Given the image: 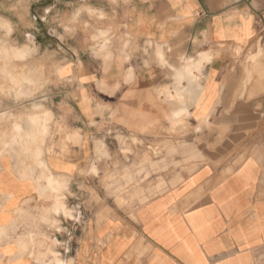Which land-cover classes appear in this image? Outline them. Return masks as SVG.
<instances>
[{
    "label": "crops",
    "instance_id": "1",
    "mask_svg": "<svg viewBox=\"0 0 264 264\" xmlns=\"http://www.w3.org/2000/svg\"><path fill=\"white\" fill-rule=\"evenodd\" d=\"M60 1L107 12L124 40L91 48L83 33L61 26L67 57L54 65L39 105L49 131L58 124L73 140L65 157L46 151L50 141L34 157L28 124L15 141V114L42 110H16L15 88L0 92V264H35L37 215L53 214L35 206L40 190L48 192L42 172L70 186L105 160L129 168L130 191L105 194L114 201L76 239L73 264H264V44H256L264 0ZM0 27L14 31L2 16ZM29 53L28 44L0 45L1 59ZM0 70L13 72L15 63ZM180 118L188 123L186 159L171 144V172L163 153L145 163L117 158L102 137L106 124L146 147ZM120 198L131 199L123 210Z\"/></svg>",
    "mask_w": 264,
    "mask_h": 264
},
{
    "label": "rangeland",
    "instance_id": "2",
    "mask_svg": "<svg viewBox=\"0 0 264 264\" xmlns=\"http://www.w3.org/2000/svg\"><path fill=\"white\" fill-rule=\"evenodd\" d=\"M65 5V2L60 0H0V17L9 19L14 25V31L9 32L0 27V45L9 47L28 44L30 47V53L25 57H9L8 60L0 58V64L15 63L13 72L0 70V92L7 97L15 88L16 110H26L29 107H32L33 111L42 110V114H15V141L23 139L24 136L19 131L22 125L28 124L31 130L27 137L34 144V157H38L40 146L42 143L44 145L45 141L48 143L50 141L46 147L47 152L65 157L68 154L66 144L73 141L58 124L55 130L49 131L47 127L49 114L39 105L42 103L39 101L43 99L41 91L44 84L56 78L54 65L67 57L61 48L66 42V39L61 37L63 31L83 33L85 39L83 41L91 48H99L103 42L111 45L117 41L122 45L124 40L120 26L111 21L107 12L75 6L65 8ZM49 26L52 27V32H49ZM61 26L65 29L63 30ZM100 31H105L104 37L98 36ZM259 31L257 45L264 44V10L260 15ZM47 64L52 65V70L50 67H45ZM103 128L104 142L116 145L117 150L113 154L115 153L117 158L119 156L124 158L126 155L128 158H141L145 163L147 155L155 156L163 153L164 170L171 172L174 169L173 165L177 163L167 160L176 153L171 151V144L175 143L180 149V158L186 159L182 149L188 145L186 137L188 123L184 118L175 122L169 119V128H164V133L160 134V141L147 142L146 147L143 145L144 141L135 136L129 138L106 124ZM71 137L75 138L76 135ZM106 153L107 155L102 156L104 159H108V152ZM166 162L169 163L168 166ZM181 163L182 160L179 164ZM104 164L96 168L86 167L71 179L70 186L67 185L64 176L42 172L40 179L46 180L45 188L48 192L44 197V188L40 190L35 206H50L49 211L53 214L37 215V227H40L42 232L38 231L35 235L41 237L38 240L39 246L35 248L37 251L35 264H73L71 255L74 252L76 239L91 224L94 214L98 223L105 216L100 212H105V206L112 205L113 199L106 198L105 194L123 195L127 191L129 193L131 187L129 177L125 182V174L129 176V168L124 167L122 161L118 166H109L106 160ZM180 169L185 168L181 166ZM139 184L135 182L133 187H138ZM130 202L131 199L120 198L117 199V206L123 210L124 206L130 205ZM66 257L69 258L68 263H65Z\"/></svg>",
    "mask_w": 264,
    "mask_h": 264
},
{
    "label": "bare ground",
    "instance_id": "3",
    "mask_svg": "<svg viewBox=\"0 0 264 264\" xmlns=\"http://www.w3.org/2000/svg\"><path fill=\"white\" fill-rule=\"evenodd\" d=\"M5 25V24H4ZM7 30V29H6ZM22 54V53H21ZM30 77V76H29ZM39 119V118H38ZM41 123V122H40ZM18 127V126H17ZM16 129V128H15ZM40 129V128H39ZM39 129H37V130H39ZM44 132V131H43ZM45 175V174H44ZM50 176V175H49ZM51 177V176H50ZM40 178H41V176H40ZM49 178V177H48ZM61 190V189H60ZM51 191V190H50ZM52 192V191H51ZM54 194H55V192H54ZM58 195H60V194H58ZM57 196V195H56ZM58 202V201H57ZM56 202V203H57ZM42 264V263H41Z\"/></svg>",
    "mask_w": 264,
    "mask_h": 264
}]
</instances>
